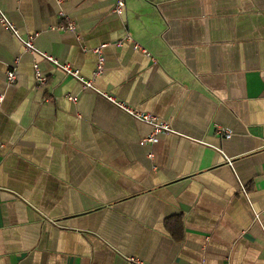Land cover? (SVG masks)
Listing matches in <instances>:
<instances>
[{
  "label": "crops",
  "instance_id": "crops-1",
  "mask_svg": "<svg viewBox=\"0 0 264 264\" xmlns=\"http://www.w3.org/2000/svg\"><path fill=\"white\" fill-rule=\"evenodd\" d=\"M115 1L0 7L21 35L39 32L37 48L175 131L144 141L149 123L0 19V264H264V0H127L122 15ZM62 9L76 30L51 29ZM128 33L152 55L119 43Z\"/></svg>",
  "mask_w": 264,
  "mask_h": 264
},
{
  "label": "built area",
  "instance_id": "built-area-1",
  "mask_svg": "<svg viewBox=\"0 0 264 264\" xmlns=\"http://www.w3.org/2000/svg\"><path fill=\"white\" fill-rule=\"evenodd\" d=\"M58 1L62 2V0H58ZM115 3L116 4L114 6V11L119 15L124 14L126 12L127 4H128L127 0H116ZM59 14H60L61 18L63 19V22L51 26V29H54V30L55 29L76 30V27H77L76 22L74 19H72V17L70 15H68L63 9L59 11ZM0 19L11 30V32H13V34L16 35L22 41L25 49H28L30 51H33L35 53L40 54L41 56L45 57L46 59H48L53 64L62 68L63 71L67 75H69V76L72 75V76H75L76 78H78L81 81L82 86L84 88L90 87V88L98 91L99 93H102L104 96H106L114 104L115 103L118 104L127 113L138 118L139 120H142V121L149 123L152 126V132L150 134H148L147 136H145L144 141L154 143L158 140V136L160 133L175 131V129L172 127V124L170 123L169 120L158 117L157 115H155L151 112H148V111L138 110L133 105L128 104V103L118 99L113 94H110L104 90L98 89L94 83V78L83 76L81 74L80 69L78 67H76L74 64L69 63V62H63L57 56L37 48L35 45V38L39 35V32L29 33L27 36L21 35L16 24L8 18V16L6 15V13L2 9V7H0ZM124 40H131L136 48L141 49V50L143 49L148 55H152L151 52L145 46L141 45L136 40H134L132 34L128 33L126 38L123 40H120L119 43L123 42ZM105 45H106V43H103V44L99 45V47L95 48V51L98 54V60H97L98 63H97V67L94 71V75H99L103 71L104 63H105L103 48ZM152 59L156 60L154 56H152ZM34 75L36 77V81L38 84L45 83L48 79V77H46V75L41 70L40 64L37 63L36 61L34 62ZM7 78H8L9 83H14V81L17 79L15 67H13V68L11 67L8 69ZM67 97L70 100H77L78 99V96L73 95V94L72 95L68 94ZM214 129H216V132H218L222 136H225L226 138H230L232 135V131L218 121H216V123H214ZM149 155L152 157L153 153H150ZM232 161H233V159L228 158L229 164H232ZM243 189L245 190V188H243ZM256 219L260 220V214L256 213ZM129 260L137 261L141 264H144L143 261H141L139 258H136V257H129Z\"/></svg>",
  "mask_w": 264,
  "mask_h": 264
}]
</instances>
